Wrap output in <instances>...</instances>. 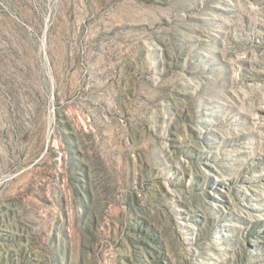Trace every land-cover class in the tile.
<instances>
[{
  "label": "rangeland",
  "instance_id": "obj_1",
  "mask_svg": "<svg viewBox=\"0 0 264 264\" xmlns=\"http://www.w3.org/2000/svg\"><path fill=\"white\" fill-rule=\"evenodd\" d=\"M0 264H264V0H0Z\"/></svg>",
  "mask_w": 264,
  "mask_h": 264
}]
</instances>
